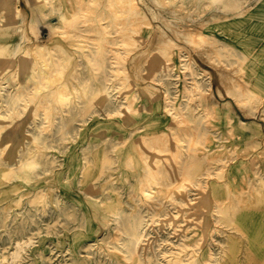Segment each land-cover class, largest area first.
Returning <instances> with one entry per match:
<instances>
[{"label": "rangeland", "instance_id": "rangeland-1", "mask_svg": "<svg viewBox=\"0 0 264 264\" xmlns=\"http://www.w3.org/2000/svg\"><path fill=\"white\" fill-rule=\"evenodd\" d=\"M6 1L8 5L4 7L0 0V103L10 98L9 92L17 83L26 84L31 80L21 64L15 68L16 78L11 76L14 69L11 71L10 67L13 65L3 71L7 67L5 45L15 39V28L20 24L19 18L13 16V6L17 5L26 18L34 19L37 37H32V42L45 47L52 44L68 47L66 38L62 39L55 27L59 22V12L68 19L77 17V13L73 14L75 0ZM136 1L149 23L144 25L145 30L141 34L148 37L150 32L152 36L144 48L148 51L147 59L151 61L141 69L146 78L140 80V84L146 91H137L147 100L151 99L147 112L161 116L165 111V97L174 104H189L197 109L206 103L211 122L219 125L230 137L226 141L228 163L210 179L201 176L199 182L192 180L184 187H177L181 184L176 178L177 168L186 160L182 157L178 163L171 161L173 172L167 180L174 183L166 189L161 188V194H158L156 186L147 187L153 195L151 202L155 203L154 206L161 205L160 210L152 212L144 206L150 201L137 196L139 187L145 184L144 181L137 183L143 179L142 163L136 156V150L130 149L131 139L124 140V134L117 130L118 126L127 125L117 116L108 119L103 106H85L84 110L76 112L75 105L86 104L89 96L96 95L93 93L94 85L83 88V98L67 103V106H73L67 108L66 115L51 117L53 126L50 130L43 128L46 121L42 115L33 120L28 109L25 110L27 116L22 114L17 127L1 118L0 264H118L116 256L109 250L116 242L117 223L106 211L113 203L121 214L120 222L133 207L141 218L148 220L143 226L145 233L142 237L146 239L143 243L150 244L151 255L146 264H164V256L171 257L179 252L177 243L194 234H200L202 238L200 245L196 246L194 264H264V76H261L264 75V0H163L161 5L153 0ZM90 7L89 1L85 0L82 8L91 20L84 23V31L71 36L79 54L59 55L58 48L51 54L63 68L65 78L69 73L83 76L90 64L83 55L88 51L87 47H100L103 43L105 34L95 23L99 6L92 5L91 10ZM171 10L181 15L177 23L183 30L202 32L214 41L212 46L218 56L213 61L199 55L185 40L172 34L168 27ZM80 34L87 37L82 38ZM119 34L121 32H112L110 37L116 40ZM129 36L132 35L123 32L120 37L128 42L133 39ZM171 41L174 45L166 47L165 44ZM114 42L113 46L120 51L130 49L129 45L121 48L120 43ZM241 51L247 59L256 58L253 60L258 66L255 82L258 99L261 100L257 108L249 104L237 107L232 99L226 98L228 85L222 66L242 57ZM127 53L128 56L133 55L131 50ZM185 61H190L192 67L185 68ZM134 62L124 63L126 68L129 66L127 73L130 71V78L133 77L135 67L131 64ZM233 68L231 65L227 70ZM192 76L198 78L201 86L208 81L211 83L199 105L196 100L189 101L184 93ZM49 78L53 79V76ZM26 87L34 91L42 86L30 82ZM114 93L115 90L110 95ZM40 95H35V100L46 94ZM22 104L20 101L16 109ZM3 111L4 108H0V112ZM141 112L146 113V110ZM111 121L119 125L110 127ZM40 127L39 139L34 140L36 128ZM214 130L219 134L216 128ZM119 136L122 138L118 139ZM103 138L105 144L101 146L99 142ZM114 147L118 152L112 150ZM24 158L29 159L25 161ZM31 160L34 161L31 174L22 166L11 165L13 161ZM8 169L15 170L9 178L4 174ZM99 169L101 173L94 175L93 179L85 178L89 177L85 174L97 173ZM179 206L183 208L185 217V221L181 217L179 222L187 230L174 234L162 219L173 216ZM104 222L106 228L103 227ZM134 225L121 223L120 242L128 239L127 234L132 232ZM17 244L20 245L18 249ZM191 249L187 247L179 254L184 257Z\"/></svg>", "mask_w": 264, "mask_h": 264}, {"label": "bare ground", "instance_id": "bare-ground-1", "mask_svg": "<svg viewBox=\"0 0 264 264\" xmlns=\"http://www.w3.org/2000/svg\"><path fill=\"white\" fill-rule=\"evenodd\" d=\"M84 1L85 0H75L73 14L77 13V17L68 19L63 16V12L57 14V20L59 21L55 25L56 29H58L57 34L60 35L62 39L66 38L65 42L67 43V48L62 44H52L49 47H45L43 44H34V42H32V37H37V27L35 26L34 19L26 18L17 5L13 6V16L19 18L20 24L15 28V39L5 45L7 67L4 68L3 71L8 70L9 66L13 65L10 67L11 71L14 69V71L11 72V76L16 78L15 68L21 64L24 70H27L31 80L26 84L17 83L9 92L10 98L5 103H0V108H4V111L0 112V119L4 118L9 121V124H15V127H17L22 121V114L26 115L25 110L28 109L27 111L30 113L29 116L33 120L42 115L46 121L43 128L50 130L53 126V122L50 120L51 117H59L62 116V113H67L69 111L67 108L73 106V104L67 106V103L71 100L77 102V99L85 96L83 88L94 85L96 88L93 93L96 95L89 96L86 104L84 102L82 105H75L76 112L84 110L85 106H103L106 115H109L107 116L108 119H111L112 116H117L127 125V127L118 126L119 128L117 130L119 133L124 134V140L125 138L131 139L132 144H130V149L134 148L136 150V156L142 163L141 169L143 170V179H139L137 183L144 181L145 184L139 187L137 196H140V198L144 197V200L150 201L148 204L144 205L146 210L152 212L160 210L161 205L155 207V203L151 202L153 195L151 192H148L147 187L156 186L159 190L158 194H161L163 192L161 188L166 189L169 185L174 183L173 180L170 182L167 180L173 172L171 161H173V163H178L182 157L186 160L184 164H181L177 168L178 172L176 178L181 183L177 185V187H184L186 184L191 183L192 180H198L199 182L201 176H204V179H210L212 175L217 174V171L221 172V169L228 163L227 156H225L227 155L226 141L228 142L230 137L219 128V125L211 122L209 116L210 111L205 106L206 103L197 109L196 106L192 107L189 104L183 106L174 104L168 100V97H165V111L161 116H158L157 113L154 112H147L150 110L149 103L151 99L147 100V98L142 97L138 93L139 91L143 93L146 91L145 87L140 84V80L146 78L142 70L145 66H148L151 61L147 59L148 51L144 48L146 43L151 40L150 38H152V36L150 32L148 33V37L147 35L144 37L141 34L143 30H145V26L149 23L141 14L140 7L136 0H88L91 4L90 10L92 9V5L98 4L99 6L100 12L99 15L95 17V23L98 25L101 32L105 34L103 43L100 47H87L89 48L87 49L88 51L83 54L88 61H90L89 68L83 75L84 77H80L77 73H69L68 77L65 78L63 68L57 62L56 58H52L51 54L57 48L59 49V55L64 53H69L72 56L79 54L77 49L78 46L73 44L71 36H75V34L84 31V23L91 20L89 15H87V13L85 14L82 8ZM153 1L157 5H161L163 0ZM1 2L4 7H7L8 2L6 0H1ZM169 14L168 27L176 38L179 37L185 40V42L193 47L196 53L204 56L209 61H213V59L218 56L212 46L214 45V41H210L208 36L202 32L194 33L191 29L183 30L177 23V20L181 19V15L174 10L169 11ZM51 31H53V29H51ZM112 32L114 34L121 32V34H119L120 36L123 35V32H127L132 35L131 37H133V39L129 36L132 39V41H128H131L130 43L125 42L126 39H123V36H119V39L114 37L116 39L114 40L110 37V33ZM153 32L154 31H152V33ZM69 33H74V35H69ZM126 35L127 34H125L124 37H126ZM80 36L82 38L87 37L85 34H80ZM110 39H112L113 42L110 41ZM114 41L120 43L121 48H125L126 45H129L130 49L128 50L133 51V55L128 56V50L125 49L120 51L119 48L114 47ZM111 42L112 44L108 45ZM173 45L174 43L172 41L165 44L166 47H172ZM110 50H113V52H110ZM239 53L242 54V57L239 56L237 59H234L231 64H223L222 66L225 70H222L225 76L223 77L226 79L228 85H226V98L232 99L233 104L237 107L249 104L251 107L257 108L259 104L258 101L260 102L261 100L258 99L255 82V80L258 79V66H256V62L253 60L256 58L253 56L251 59H247L242 51ZM161 54L164 57L165 53L162 52ZM16 57L18 58L15 60ZM130 60L135 61L131 64L135 67H133V72L131 71L133 73L132 78H130L129 75L130 71L127 73L129 66L126 68L124 65L125 62ZM231 65L234 68L227 70ZM184 67L191 68V62L185 61ZM29 68H31V70H29ZM130 68H132V66H130ZM231 73L235 74V76L232 77ZM52 76L53 79L49 78ZM261 76L264 75L261 74ZM35 77L40 79V81L36 80ZM78 79L82 81L79 82ZM30 82L40 84L43 89L42 87H38L34 91L27 89L26 85ZM53 83L55 85L53 87L51 86L52 88H50V86L48 87V85H53ZM226 83H224V86ZM79 86H81V89H79ZM210 86L211 83L209 81L205 86H201L198 78L192 76L190 86L184 93L189 101L196 100L199 102V105L200 101L206 97V90H208ZM44 88L47 89V92L44 91L46 90ZM1 89L0 84V90ZM114 90L115 95H110ZM40 94L46 95L43 98H36L35 100L34 96L38 95L39 97ZM53 98L55 99V104H53ZM111 98H113L114 101H111ZM20 101H22L23 104L20 106L21 108L16 109ZM127 101H130L128 106H126ZM263 102L264 99L262 100V103ZM143 109L146 110V113L141 112ZM50 112H52V115ZM169 118H172L170 122L168 121ZM166 121H168V123L165 124ZM116 125L119 124L111 121L110 127H117ZM41 127L36 128L37 133L33 136L34 140L39 139V130ZM215 128L219 131V134H216ZM121 138L122 136H119L118 139ZM103 144H105L104 138L99 142V145L102 146ZM2 149L3 148L0 147V150ZM188 149H192V151L185 152V150ZM112 150L118 152L116 147ZM28 159L29 158H24L25 161ZM25 161L21 163L13 161L11 165H15L16 167L22 166L28 169L31 174L30 170L34 167V161ZM193 163L196 164V166H193ZM16 167L11 168L16 169ZM11 173L14 174L15 170L8 169L4 171L5 176L8 178L11 176ZM22 173L23 175H27L24 171H22ZM100 173L101 170L99 169L97 173L85 174V176H89L85 178L91 180L94 175L97 176ZM183 181L186 183L183 184ZM215 183L216 182L213 184ZM87 187L89 188L90 185ZM136 189H138V187H136ZM159 200L161 201V199ZM214 203H216V200ZM135 204H138V202H135ZM114 205L115 203L110 205L106 211L108 212L107 215L113 217L117 223L115 227L116 242H113L114 244L109 250L116 256V262L118 264H146L151 255L149 251L150 244L147 242L143 243L146 239L143 240L142 237L145 233L143 232V226L148 220L141 218L137 209L133 207L127 215L124 214L125 217L122 218L120 222L118 219L121 218V214L118 212V209L114 208ZM181 217L182 220L185 221L183 208L179 206L175 209L173 216L163 218L162 221L166 222L172 233L179 234V232L187 230V228L185 227V229L184 225L179 222ZM122 222L132 223V225L135 224L132 232L127 234L128 239H126L124 243L119 240V238H121L120 231L122 229L120 226ZM176 222L178 223L176 224ZM105 225L106 222L103 223V227H105ZM201 240L200 234H194L193 237L190 238L185 236L182 242L177 243V245H179V252L174 253L171 257L164 256V264H194L196 259V246L200 245L199 243ZM187 247L192 249L182 257L179 253L187 250ZM18 248H20L19 244H17V249ZM14 254H17V252H14ZM203 261H206L205 257H203Z\"/></svg>", "mask_w": 264, "mask_h": 264}]
</instances>
